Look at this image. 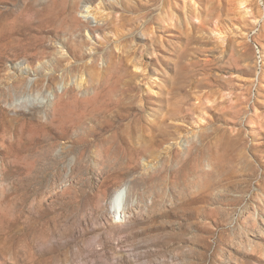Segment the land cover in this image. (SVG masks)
<instances>
[{"label": "rangeland", "instance_id": "obj_1", "mask_svg": "<svg viewBox=\"0 0 264 264\" xmlns=\"http://www.w3.org/2000/svg\"><path fill=\"white\" fill-rule=\"evenodd\" d=\"M0 264H264V0H0Z\"/></svg>", "mask_w": 264, "mask_h": 264}, {"label": "bare ground", "instance_id": "obj_2", "mask_svg": "<svg viewBox=\"0 0 264 264\" xmlns=\"http://www.w3.org/2000/svg\"><path fill=\"white\" fill-rule=\"evenodd\" d=\"M88 29L90 31H101L103 29L111 28L103 24L97 25L94 28L88 27ZM137 38L141 39L140 36ZM130 108L131 107H125L119 111L111 113L105 117L101 123H99V126H101L99 129L101 131H114L115 136L113 138V143L120 151H122L125 156H131L135 153L146 151V139L141 135V127L138 125L140 118H135V124L130 123L129 126L127 124L121 123L126 115H128ZM135 139H137L140 143H136ZM125 200L126 195L123 189L116 191V193L113 195L111 199V209L114 219L119 220L118 218L122 217L125 208Z\"/></svg>", "mask_w": 264, "mask_h": 264}]
</instances>
